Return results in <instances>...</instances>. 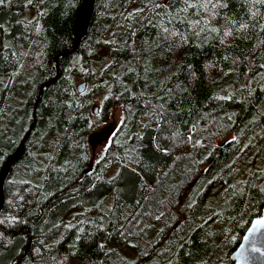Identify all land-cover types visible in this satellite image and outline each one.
<instances>
[{"label":"trees","instance_id":"16d2710c","mask_svg":"<svg viewBox=\"0 0 264 264\" xmlns=\"http://www.w3.org/2000/svg\"><path fill=\"white\" fill-rule=\"evenodd\" d=\"M27 132L0 264H233L264 207V0H0V171Z\"/></svg>","mask_w":264,"mask_h":264},{"label":"water","instance_id":"95a60500","mask_svg":"<svg viewBox=\"0 0 264 264\" xmlns=\"http://www.w3.org/2000/svg\"><path fill=\"white\" fill-rule=\"evenodd\" d=\"M88 0H84L86 3ZM92 3V0H91ZM89 16L86 19L88 20ZM81 33V29H77L75 32V43ZM78 92H82L85 89V82L78 84ZM98 108L94 107V112L97 113ZM115 128L114 123H110L107 126L103 127L99 131H95L89 138L90 143L99 139H106L110 136L112 131ZM28 137V132L24 135L17 152L14 155H11L4 163L0 171V209L2 206V185L3 181L11 167L21 156L24 141ZM259 222V223H258ZM230 259L233 261V264H264V207L261 210L259 216L254 217L249 224L248 228L244 232L240 243L231 253Z\"/></svg>","mask_w":264,"mask_h":264},{"label":"rangeland","instance_id":"374dc122","mask_svg":"<svg viewBox=\"0 0 264 264\" xmlns=\"http://www.w3.org/2000/svg\"><path fill=\"white\" fill-rule=\"evenodd\" d=\"M83 27V25H82ZM81 27V28H82ZM94 107L100 108L101 103H102V97L97 95L94 97ZM121 120V113L120 110L118 108H114L112 110V112L109 114L108 119L106 121H96L95 125H96V132L101 130L103 127L107 126L110 123H114L115 126L120 122ZM231 136L230 135H226L220 139H218L216 142L217 143H223L225 141H227ZM109 138L106 139H99V140H95L94 142L91 143L90 145V152H91V157L92 160L98 159L101 157V155L104 152V149L106 148V145L109 141Z\"/></svg>","mask_w":264,"mask_h":264},{"label":"snow or ice","instance_id":"6c2138e0","mask_svg":"<svg viewBox=\"0 0 264 264\" xmlns=\"http://www.w3.org/2000/svg\"><path fill=\"white\" fill-rule=\"evenodd\" d=\"M259 223V222H258Z\"/></svg>","mask_w":264,"mask_h":264}]
</instances>
